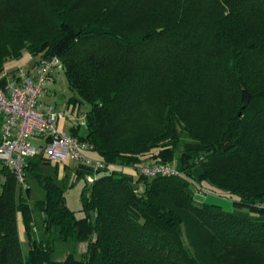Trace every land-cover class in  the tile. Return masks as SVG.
Returning a JSON list of instances; mask_svg holds the SVG:
<instances>
[{"label":"trees","instance_id":"obj_1","mask_svg":"<svg viewBox=\"0 0 264 264\" xmlns=\"http://www.w3.org/2000/svg\"><path fill=\"white\" fill-rule=\"evenodd\" d=\"M23 49L59 57L74 105H89L85 135L70 133L105 166L84 181L78 217L42 154L26 159L24 190L0 161V264H264V0H0V72ZM183 108L208 134L177 154ZM147 154L185 175L123 171ZM29 176L45 193L32 204ZM57 241L86 249L58 259Z\"/></svg>","mask_w":264,"mask_h":264},{"label":"built area","instance_id":"obj_2","mask_svg":"<svg viewBox=\"0 0 264 264\" xmlns=\"http://www.w3.org/2000/svg\"><path fill=\"white\" fill-rule=\"evenodd\" d=\"M59 71H63L59 57L38 55L31 66L6 72V84L0 88V161L22 190L28 187L24 172L26 159L39 154L47 160L74 159L90 167L92 172L84 175L88 184L94 181L95 171L105 166L102 160L88 155L92 151L90 143L60 126L66 110L59 111L41 100L52 75ZM81 117L77 113L69 128H79L81 122L86 126V114L82 113ZM154 165H142L139 171L147 177L179 172L172 163Z\"/></svg>","mask_w":264,"mask_h":264},{"label":"rangeland","instance_id":"obj_3","mask_svg":"<svg viewBox=\"0 0 264 264\" xmlns=\"http://www.w3.org/2000/svg\"><path fill=\"white\" fill-rule=\"evenodd\" d=\"M39 54L36 56L31 55L28 53L26 49H23L21 56L18 59L14 58H9L7 62L4 65V69L2 72H0V75H4L6 72H12L13 69L12 67H19V66H26L28 65L33 57H37ZM14 60V61H13ZM12 61V62H11ZM162 92L163 86L159 88ZM77 99H79V95L75 92H73L67 84L66 76L63 71H59L58 74L54 75V78L52 79V84L46 87V90L42 96V102L45 105L55 107L59 111L66 110V118L63 121H60L59 124L64 125L63 129L66 131H69V124L74 121L77 117L82 116V113H85L86 110L89 108V105L86 102H83L80 107L78 105H74V103H77ZM69 102V107H66L67 103ZM82 118V117H81ZM80 118V119H81ZM179 121L181 127H179V134L177 135L178 137V142L177 146L175 148V152L178 154L181 150L185 149V144L188 142H196L197 139H204L206 134L205 129V122L200 121L199 118L196 117V115H193V113L188 109V108H183L181 110V113L179 115ZM86 129H85V122H81L79 125V134L85 135ZM133 138L131 139H122L121 142L123 143H128L132 142ZM35 143L36 140H33ZM119 142V141H118ZM120 144V142H119ZM91 157H96L93 151L88 152ZM204 153L201 156L202 157ZM176 157V155H175ZM176 159V158H174ZM145 163L142 165H147L150 162H154L152 157H150V154H147L144 159ZM48 163L42 164L41 167V173L47 176L52 177V179L63 189L64 192V197H65V204L66 206L74 211L78 217L83 216V211L81 209V202H80V191L84 185V178L82 177H77L75 176L74 172L72 169H75L76 166L78 165V161L74 159H67L63 162L61 161H55V160H48ZM156 164H162V163H155ZM172 164L177 168L176 160L172 162ZM140 165L137 169L132 168L131 166H122V169L126 174H131L132 172L134 173L135 170L139 171V168L142 166ZM153 165V164H152ZM149 165V166H152ZM154 165V166H155ZM1 168V164H0ZM175 175L178 176H184V172L180 171L177 169ZM132 173V174H133ZM228 175L226 179H230L229 182H231L233 185L239 184V183H244L245 178H242L240 176H231ZM4 176L2 173H0V182H3ZM29 198L28 202L29 204H32L33 201L43 198L45 193L43 187L39 184L37 178H31L29 176ZM255 181L250 180L247 183L253 184ZM142 188V186H141ZM194 191L193 195V200H195L197 203H202V202H209L208 198H214L216 201L217 200H222L218 201L224 208L230 209L231 208V201L225 198H220L217 196H214L212 194H205L199 193L196 191L195 188H192ZM35 218V224L33 226V235L36 238H41L45 236L43 232V228L41 226V222L39 219L38 213L34 214ZM18 219V233L20 240L22 241L23 248L26 249L28 244L25 239L24 235V227L21 222V217L18 214L17 215ZM56 251L54 253V257L58 259H63L68 252H73L76 257H81V254L85 251L86 249V243L85 242H80V243H74L72 241L68 242H59L57 241L56 243Z\"/></svg>","mask_w":264,"mask_h":264},{"label":"crops","instance_id":"obj_4","mask_svg":"<svg viewBox=\"0 0 264 264\" xmlns=\"http://www.w3.org/2000/svg\"><path fill=\"white\" fill-rule=\"evenodd\" d=\"M37 57H38V56H37ZM37 57H33V59H32L31 61H29L30 63H29L28 65H26V66H31V65L33 64V62L36 60ZM13 61H14V60H13ZM11 62H12V61H11ZM15 68H16V67H12L11 69H15ZM55 74H58V73H55ZM55 74L52 75V77H51V81L49 82V84H48L47 86H49V85L52 84V79L54 78V75H55ZM0 76H5V74H4V75L2 74V75H0ZM66 107H69V105H66ZM61 126H62V128H63L64 125H61ZM68 127H69V126H68ZM69 129H70V128H69ZM69 131H70V130H69ZM78 132H79V131H78ZM88 154H89V153H88ZM214 198H215V197H214ZM214 198H211V199L208 198V201H209V202H215L216 200H215ZM218 201L223 202L222 200H217L216 202H218Z\"/></svg>","mask_w":264,"mask_h":264},{"label":"water","instance_id":"obj_5","mask_svg":"<svg viewBox=\"0 0 264 264\" xmlns=\"http://www.w3.org/2000/svg\"><path fill=\"white\" fill-rule=\"evenodd\" d=\"M204 153V151H200L198 156H201Z\"/></svg>","mask_w":264,"mask_h":264}]
</instances>
